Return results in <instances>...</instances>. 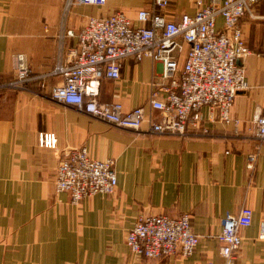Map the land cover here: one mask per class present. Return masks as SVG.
Listing matches in <instances>:
<instances>
[{
  "label": "crops",
  "instance_id": "crops-1",
  "mask_svg": "<svg viewBox=\"0 0 264 264\" xmlns=\"http://www.w3.org/2000/svg\"><path fill=\"white\" fill-rule=\"evenodd\" d=\"M152 0H106L103 7L72 6L62 27L64 0H0V81L13 76L12 57L26 56L34 74L68 62L77 34L88 17L117 12L134 20ZM194 0H170L171 20L195 12ZM264 18V0L256 7ZM251 54L241 61L249 89L234 98L226 125L202 110L200 128L184 137L157 136L111 127L51 101L52 79L33 92L0 95V264H223L216 240L221 219L242 206L253 212L241 229L237 264H264V141L254 136L253 117L264 109V43L259 23L240 20ZM222 27V19L216 22ZM72 31L73 37L60 36ZM62 43V44H61ZM62 47V48H61ZM160 62L123 61L118 81L102 80L100 102H118L125 112L142 107L148 113L152 84L161 81ZM165 82V81H164ZM168 84V82H165ZM54 133L56 151L38 146L39 133ZM86 147L91 158L114 159L117 188L72 204L56 194L54 178L63 149ZM256 152L253 172L246 157ZM189 215L199 243L189 257L148 260L132 255L126 234L142 216Z\"/></svg>",
  "mask_w": 264,
  "mask_h": 264
},
{
  "label": "built area",
  "instance_id": "built-area-1",
  "mask_svg": "<svg viewBox=\"0 0 264 264\" xmlns=\"http://www.w3.org/2000/svg\"><path fill=\"white\" fill-rule=\"evenodd\" d=\"M263 0H194L195 12L171 20L165 14L170 0H152L149 9H140L134 20L117 12L107 17H88L77 34V46L69 51L68 62H57L45 74H34L26 56L12 57L13 76L0 81V95L7 92H33L29 85L45 88L52 79L49 99L72 107L111 127L157 136L184 137L200 128L202 110L228 125L235 96L249 89L241 61L251 54L239 26L244 17L256 18ZM106 0H64L62 27L72 6L103 7ZM222 19L217 29V19ZM72 31L60 36L73 37ZM62 44V43H61ZM62 48V47H61ZM160 62L161 81L152 84L148 113L142 107L125 112L118 102H100L102 80L118 81L123 61ZM167 81L168 84L165 82ZM254 136L264 141V109L253 117ZM206 135L205 128L198 129ZM39 147L56 151L54 133H39ZM257 153L246 157V169L253 172ZM117 188L114 159L96 160L86 147L60 152L54 178L56 194L67 193L72 204L95 195H113ZM253 212L242 206L237 214L221 219L216 236L223 264H237L242 245L241 229L252 223ZM199 236L192 231L189 215H140L127 232L125 244L132 255L158 260L195 251ZM259 238H264V221ZM212 264V263H208Z\"/></svg>",
  "mask_w": 264,
  "mask_h": 264
},
{
  "label": "rangeland",
  "instance_id": "rangeland-1",
  "mask_svg": "<svg viewBox=\"0 0 264 264\" xmlns=\"http://www.w3.org/2000/svg\"><path fill=\"white\" fill-rule=\"evenodd\" d=\"M256 18L257 19H252V20H254V22H256V23H259V25H260V29H261V35H260V38H261V40L263 41V43H264V18H262V17H259L258 15H257V12H256Z\"/></svg>",
  "mask_w": 264,
  "mask_h": 264
}]
</instances>
